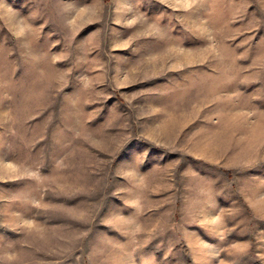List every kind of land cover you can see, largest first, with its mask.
Wrapping results in <instances>:
<instances>
[{"label": "rangeland", "instance_id": "obj_1", "mask_svg": "<svg viewBox=\"0 0 264 264\" xmlns=\"http://www.w3.org/2000/svg\"><path fill=\"white\" fill-rule=\"evenodd\" d=\"M0 264H264V0H0Z\"/></svg>", "mask_w": 264, "mask_h": 264}]
</instances>
